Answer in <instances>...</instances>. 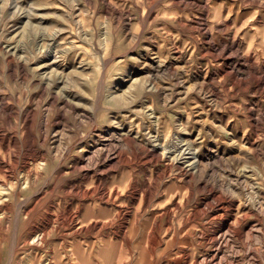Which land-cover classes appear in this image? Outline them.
Returning a JSON list of instances; mask_svg holds the SVG:
<instances>
[{"label": "rangeland", "instance_id": "1", "mask_svg": "<svg viewBox=\"0 0 264 264\" xmlns=\"http://www.w3.org/2000/svg\"><path fill=\"white\" fill-rule=\"evenodd\" d=\"M263 2L0 0V176L21 188L23 177L34 183L39 175L14 207L37 206L29 227L49 229L51 204L63 203L65 191L97 190L99 203L102 187L121 193L138 216L140 224L130 225L127 235L133 258L155 254L158 264H170V254L183 249L186 264H196L213 251L210 238L227 230L228 215H237L218 262L264 264V85L254 86L264 46L249 75L235 56L214 57L208 40L225 38L218 13L231 4V20L238 11L244 25L237 41L255 56L264 37ZM205 3L209 15L201 9ZM205 20L209 37L201 28ZM223 68L231 75H212ZM252 116L262 119L259 126ZM185 137L201 159L190 175H184L190 156ZM157 145L164 147L158 155ZM106 208L116 209L106 236L74 237L78 224H59L44 249L64 238L65 263L92 264L88 253L76 254L78 243L119 241L121 208ZM62 213L69 215L66 207ZM26 228L19 221L4 230L16 251ZM155 228L163 242L151 252L143 233ZM20 253L17 259L31 255ZM9 259L5 253L4 262Z\"/></svg>", "mask_w": 264, "mask_h": 264}, {"label": "bare ground", "instance_id": "2", "mask_svg": "<svg viewBox=\"0 0 264 264\" xmlns=\"http://www.w3.org/2000/svg\"><path fill=\"white\" fill-rule=\"evenodd\" d=\"M178 2H179V0H178ZM201 9L205 14L209 15V13H210L209 12V4L205 3L204 6L201 7ZM238 10H240V9H238ZM234 11H235L234 7L231 4L229 5L228 10H225V8L223 6L220 8V11L218 13V17L220 19L221 27L219 26V30L221 32L225 33L224 34L225 38L216 40L215 37L212 36V37H210V39H208V40H210L209 45L211 46V48H210L211 52H214V57H216L217 59H222L224 61H229V60H231V58H234L233 56H235L238 59V61L241 62V64L243 65V67H242L243 69H246L249 66V69L246 71L250 75V74H252V71H253V70H251V62H255V59H258L259 55L257 54V52L260 51V49L262 51V48L264 46V37H262L259 40L260 42L256 45L255 56L251 55L250 54V47L248 49H246L242 46V44L240 42L237 41L239 39V32H240L239 30H241V28L244 25H243V23L240 22L241 16L238 14L239 13L238 11H237V16L231 20L230 14L233 13ZM242 17H243V15H242ZM191 19H192V17H191ZM239 25H240V29H239ZM201 28L203 29L204 32H206L205 34L207 35V37H209V35H211L209 23L206 22V20H205V22L202 23ZM233 28H236V29L232 30ZM173 51H175V50H173ZM157 61H159V60H157ZM255 64H256V62H255ZM252 66H254V65H252ZM258 66H259V68H257V71H255V75H257L258 73H260V74H259V76H256L254 78L255 88H259V87L264 85V59L261 63H258ZM168 70L171 71L172 68L169 66ZM229 70L230 69L223 68L219 72L213 71L212 75L218 76L219 74H222V75L224 74L223 76H225L226 74H230ZM150 76H152V75H150ZM48 79H49V77H48ZM240 82H242V81H239L238 83H240ZM238 83H233V85L235 87H238ZM149 88L152 89L151 87H149ZM204 89H205V87H204ZM28 110H30V109H28ZM252 120H253V123L255 125H258V126L262 122V119L259 116L255 117V118L252 116ZM156 124H157V122H156ZM180 127H181V124H180ZM182 139H184V138H182ZM184 142H185V144L186 143L188 144V146L187 145H185V146L188 147L187 150L189 152L185 154V152L187 150L183 147L185 149L183 154H185V155L190 154L189 157H185L186 161H184V163L186 162L188 165L185 166L186 172L184 173V175H190L191 173H196L197 171H199L201 159H200L199 154L197 152H194L195 149L193 147L195 145H193V142L190 141L186 137L184 139ZM158 146L159 145L154 147V149L157 151V155H158V151L164 148V147L159 148ZM251 146H252L254 152L259 155L260 150H259L258 146L255 144H251ZM169 149L171 150V148H169ZM170 150H169V152H170ZM179 150L180 149H178L177 151H179ZM166 151H168V150L166 149ZM180 151H182V150H180ZM159 153H162V152H159ZM177 153L179 154V152H177ZM161 157L167 158V157H169V153H163ZM2 161L4 162L5 160H2ZM207 162L208 161H206V164H207ZM37 165L39 166V164H37ZM189 172H191V173H189ZM241 172H242V170H241ZM38 177H39V175L37 176L36 179H38ZM36 179L33 180L34 183H35ZM243 179H244V177H243ZM21 182H22V187L20 185L21 188H19V187L14 186L15 184L14 185H12V183L8 184L7 179L6 178L3 179V177L0 176V264H67V263H65V258H64L65 254H67V246H66V241H64V238H62V239H60V241H58L60 243H55V244H53L52 247H49V250L44 249L46 246L51 244L50 240L55 236V232L57 231L56 225L60 224L61 226H63L66 223L67 225H74L75 226L78 224V227L76 229H74V231L72 232V236H74V237H82V236L89 237V236H93L94 232H97L99 235L106 236L104 231L108 230V229L111 230L113 228V225L116 223L114 220V216L116 214V209L106 208V206H108V205H115L117 208H119V207L121 208V209H119V216L117 218L119 220V229L120 230L117 233V235L115 236V238L119 239V241L114 242V241H112V239H109V240L105 241L104 243H102V245H97L96 243H92L89 245L88 244L83 245L82 243H78V245L76 246V254H79V252L88 253V255L94 259V261L92 260V262H91L92 264H143L142 261H144V259H146V258L148 260L147 264H153V262H154V264H158L159 260H155V254H148L146 257L139 260V259L133 258L132 255L128 253L130 246L128 244L127 235L130 231V225H132L134 223H136V225H139L140 222L138 221V216H136L134 213L131 212L130 207H125V201H123V200L121 201V196H120L121 193L116 192V191L115 192L107 191V190L102 189V187H101L102 192H101V194H99L100 196L98 197V200H100L101 203L100 202L94 203L95 194L97 193V190H90V188L81 190L79 187L78 188L74 187V188H72L73 191H71V192L65 191L67 197L65 198L63 203L60 202L59 204H54V205L51 204L52 209L50 211L54 217L52 220L53 225L51 224L49 229H44L43 231H39L38 227L33 229V228H30L28 225L33 219V216L36 212L37 206H35L31 209L25 210V211L19 210V209L14 210V207L18 208V206H19V204H18L19 199L21 197V194L23 193L22 188L30 190L31 186L34 184V183H32V181L27 176L23 177L21 179ZM94 187H95V185H94ZM117 191H119L118 188H117ZM72 193L75 195H73ZM136 193L133 195H136ZM69 197H72V199H70ZM37 200H40V199H37ZM70 200L73 202H69ZM25 202H27V201L25 200ZM36 204L38 205L37 201H36ZM210 204H211V202H210ZM204 206H205V204H204ZM65 207H66V209H68V213H69V215L67 217L63 213L60 214L61 210L64 209ZM135 209H136V207H135ZM204 209H206V207ZM234 210L236 211V213H239L241 211L240 207H236V209L234 208ZM219 211L223 212L224 209H220ZM221 215H220V218H221ZM236 216L228 215L227 222H226L227 230L221 231L218 237L213 236L210 238L212 241V244L214 245L213 251H211V253L209 255L204 256L200 260H198L196 262V264H220V262H218V260H219V257L221 255V246H222V244H224L226 242V240L229 237V233L232 232L234 225L238 221V217H236ZM18 220L22 221L24 223V225L28 227L23 231V235H22L23 244H22V248L20 249L21 250L20 254H25V252H30V253H26V254H31L29 257H26V259H24V258L21 259L22 257L17 259L16 254H19L20 250L16 251L13 245H11V246L9 245V240H8V238L4 232L5 228L9 229L12 226L16 228V226L19 225ZM16 222L18 223L17 225H16ZM154 223H156V222H154ZM8 224H9V226H8ZM89 228H90V231H88ZM156 231H157V228H155V230H153L152 234L150 233V231L147 232V234L143 233V235H144L143 241L144 242L145 241L151 242L150 248H149V251H151V252L154 251V249L156 247V245H155L156 243L163 242V240L160 239V237H158L159 234H157ZM58 232H59V230H58ZM176 239L177 238H175L174 241ZM71 246H72V243H71ZM84 246H85V248H84ZM10 247H11V249H10ZM5 253L10 254V259L7 263L4 262ZM180 253H182V254H180ZM50 254H53V255H50ZM143 255L144 254H139L138 258H141ZM187 257H188V254L186 253V251H184L182 249V250H179V252H177L175 254H170L169 260L167 262L170 264H186V261H187L186 258ZM224 259H225V257H224ZM131 261L133 263H131Z\"/></svg>", "mask_w": 264, "mask_h": 264}]
</instances>
